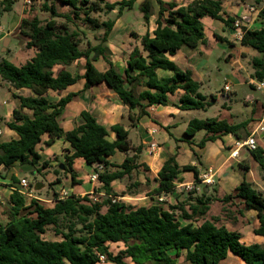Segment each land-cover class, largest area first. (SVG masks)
Masks as SVG:
<instances>
[{
	"label": "trees",
	"instance_id": "1",
	"mask_svg": "<svg viewBox=\"0 0 264 264\" xmlns=\"http://www.w3.org/2000/svg\"><path fill=\"white\" fill-rule=\"evenodd\" d=\"M44 1V9L51 12V19L24 18L21 22V34L28 39L26 46L35 47L36 55L17 66L6 57L9 50L0 54L1 83L9 84L10 89L26 88L33 92L29 96L13 93L20 105L14 109V119L7 126L17 133L18 138L0 141V165L10 168L16 162H39L41 155L37 146L43 135L48 134V145L54 143L56 138H63L73 150L72 154L65 155L61 164L64 168L59 166L56 171L63 170L64 174L73 172L72 165L76 158H83L91 165L98 163L96 171L105 193L100 201H92L86 195L77 196L70 192L65 199L56 198L55 206L49 208L36 200L27 205V196L14 191L8 209L9 221L0 223V264H97L98 253L106 254L107 261L113 264H178L177 257L182 250H186V260L190 264H220L229 253L237 255L246 264L264 263V244H245L241 233L229 229L221 222V217H209L210 204L216 200V195L210 193L207 185L199 189L181 190L177 204L168 208L160 204L135 207L121 200L113 201V197L124 194L116 193L112 181L127 176L131 183L126 193L134 194L141 184L138 179L140 167L150 170L147 164L139 161L143 146H132L129 129L119 123L111 126L110 130L116 134V139L111 141L108 138L110 130L89 111L82 112L83 122L80 125L65 131L58 117L75 94L69 93L57 103L50 102L46 97L48 91L60 92L84 78L85 88L105 82L131 110L139 109L137 117L148 113L146 108L151 105L168 104L169 95L179 89L184 91L180 97L182 109L206 110L215 103L217 95L204 94L202 84L194 79L192 72L181 69L171 57L183 47L196 48L207 42L202 21L205 16L222 20L226 27H234L236 17L228 16L225 19L222 16L223 0H192L186 5L158 0L157 27L153 34L147 32L141 37V46H134L124 72L116 69L108 58L110 49L102 43L92 45L88 42V48H81L86 33L75 23V19H79L81 11L86 23L105 28L103 39L106 40L115 19L121 16L125 8H132L136 0L113 3L108 0H59L73 8L72 16L59 13L54 5L46 4L49 0ZM14 2L3 0L0 11H11ZM254 2L261 5L259 17L264 20L262 0ZM140 9L148 21L154 13L153 0H144ZM114 10L117 11L116 16L107 20L100 21L92 15ZM216 37L226 39L219 35ZM226 40L233 45L232 41ZM240 43L259 53L251 59L252 77L258 81L264 80V27H243ZM101 55L107 58L109 64L105 71H100L93 64ZM81 58L86 59L85 72L83 75L73 74L67 66ZM57 65L62 67L55 70ZM159 69L169 70L173 74L160 76L157 72ZM130 118L134 126L135 118L132 114ZM246 125L247 122L230 124L218 117L194 118L189 122L185 134L193 136L205 130L207 136L198 143L203 147L223 134H237ZM118 150L126 154L120 165L108 159ZM250 152L264 170V149L257 146ZM47 167L49 162H43L42 168ZM240 167L244 179L235 193L227 194L223 201L227 203L238 198L244 204L241 213L255 210L259 227L254 231L264 236V194L246 179L250 165L240 164ZM183 170L193 171L196 183L201 182L196 166L186 165ZM180 173L176 158L170 157L158 173L159 186L155 191L172 194L176 189L175 182L182 181ZM72 181L76 183L74 175ZM147 181L150 179L147 178ZM104 206H107L105 212L102 210ZM30 207L34 208L31 210ZM48 228L61 235L62 240L47 239L45 233ZM110 242H123L125 248L113 254L108 244ZM171 250L176 252L175 256L170 254Z\"/></svg>",
	"mask_w": 264,
	"mask_h": 264
},
{
	"label": "crops",
	"instance_id": "2",
	"mask_svg": "<svg viewBox=\"0 0 264 264\" xmlns=\"http://www.w3.org/2000/svg\"><path fill=\"white\" fill-rule=\"evenodd\" d=\"M108 1L113 3L118 0ZM143 1L136 0L132 8H125L121 16L115 19L107 39L102 42L104 46L110 49L111 53L108 55V58L119 72H124L129 53L134 46H141V37L147 32L153 34L157 27V17L160 9L158 0H153L154 13L148 21L145 20L144 14L140 9ZM162 1L186 5L192 0ZM2 2L3 0H0V8ZM44 4V0H15L11 11H0V27L2 28V31H0V44H3L6 37L10 38L7 47L9 52L6 57L17 66L23 65L37 53L35 47L29 48L26 46L28 39L21 34V22L24 18L51 19L52 14L50 11L44 9ZM46 4L48 6L54 5L56 10L61 14L73 15V8L59 0H49ZM262 4H264V0H262ZM252 6L260 10L261 5H257L254 0H247L245 2L241 0H223L222 16L225 19L228 16L242 19L244 27L250 29L264 27V20L259 17V12H253L250 9ZM114 12L117 11L114 10ZM57 18L60 19L62 17ZM202 21L207 42L198 45L196 48L183 47L171 59L181 69L192 72L194 79L202 84L201 91L204 94L207 96L212 94L217 95L218 98L212 105V107H216V110L210 117L225 119L230 124L247 122V125L241 127L237 134H223L215 141H208L203 147L199 146L198 143L202 138L207 136V132L200 130L193 136H187L185 130L192 119L208 118V109H182L180 107V97L184 92L182 89L169 95L168 104L151 105L146 108L148 113L140 117H137L139 109L135 108L131 110L105 82L85 88V79L81 78L75 84L60 92L48 91L46 97L50 102L57 103L69 93L75 94L58 117L59 124L65 131L72 130L80 125L83 122L82 112L89 111L108 130L114 124H123L130 131L129 139L131 145L143 146L139 161L147 164L150 170L147 171L143 167H140L138 179L141 184L138 191L134 194L126 193L131 183V180L127 176L112 181V187L116 193L124 194L118 197L119 200L135 207H149L153 204H160L168 208L177 204V198L181 190L195 187L199 189L202 184L203 186L207 185L209 186L210 193L216 195V200L210 204L209 217H221V222L229 229L241 233L242 241L245 244L257 243L263 245L264 236L258 235L254 231L259 227L257 212L252 209L241 213L240 210H243L244 204L238 198H233L227 203L223 201V198L227 194L235 193L237 186L244 179L240 164L250 165V170L246 173V179L251 181L264 194V170L252 156L250 150L244 147L239 149L237 156L231 154L236 149L237 140H244L254 134L257 139V146L264 149V132L260 131V127L264 125V101L260 97L250 94L245 103L247 105H254V109L251 117L247 118H241L239 111L235 112L236 109L233 107L234 96L237 94L236 86L240 87L245 84L257 90L254 86L255 79L252 77L253 66L251 59L259 55V53L252 47L241 45V36H238L235 27H226L222 20L213 19L209 16L203 17ZM100 28L105 33V28ZM134 34H137V36ZM216 35L232 41L233 45H230L226 39H218ZM14 39L17 40L15 44L13 43ZM98 41L97 43H101V40ZM217 49L222 52V55L218 58L219 63L221 60H224L230 69L227 68L226 70L227 76L222 87L214 91L212 80L215 74H219L223 70V67H220V65L217 67V71H215L214 65H212V59ZM1 52H3L2 49ZM80 63H82L81 68L75 70L74 67ZM85 63L86 59L81 58L70 66H67V69L73 74L83 75ZM93 64L100 71H105L109 67L107 58H104L102 55L94 60ZM61 67L57 65L55 70ZM157 72L160 76H171L173 74L171 71L163 69H159ZM226 84H229L231 87L229 92L224 90ZM0 86L7 88L6 99L0 103V130L2 131L0 141L3 142L18 138L17 133L7 126V123L14 119V109L19 108L20 105L18 98L13 93L16 92L29 96L33 95V92L26 88L21 90L10 89V85L7 83L0 84ZM204 87L208 91H204ZM24 111L31 114V111L28 109ZM130 114L135 118L134 126H132ZM108 138L114 141L116 134L110 130ZM48 139V134L43 135L42 141L37 146V150L41 155L39 162L35 164L16 162L10 168L0 165L1 224L9 221L8 209L11 206V195L14 191L21 190L20 182L24 178L32 185L46 178L41 190H35L32 195L27 196V205H30L32 200H36L45 207L52 208L57 201V192L62 188L69 190V192L77 196H85L91 192L105 193L103 183L100 180H91V175L96 172V166L87 163L83 158H76L74 160L72 165L73 172L69 171L65 174L63 170L57 172L56 169L59 166L61 167V164L65 160V155L72 154L73 150L70 143L63 138H56L51 145L46 143ZM172 156L176 158L181 169L180 177L182 181L175 182L176 189L172 194H161L155 191L159 186V181L157 180L158 173L164 163ZM125 158L126 154L119 150L114 155L108 157L110 162L118 165L122 164ZM45 161L49 162V167L42 168V164ZM186 165L196 166L200 172V176L211 170L214 182L206 184L201 180L200 183H196L194 172L183 170V167ZM112 170H115V168H112ZM29 173L34 176L33 179L29 176ZM73 175L76 183L72 181ZM57 178H60V180ZM147 178L150 181H147ZM50 184L52 188L49 187ZM161 196L164 198L163 201L159 199ZM104 207L107 210V206ZM33 208L30 207L31 210ZM183 223H186V220H183ZM45 237L50 240H62V236L56 234L51 228L46 230ZM121 243L123 242H110L108 244L110 246V244ZM170 254L175 256L176 252L171 250ZM181 258L189 263L186 260V250H182L180 256L177 257L178 264L181 263ZM108 264L113 263L108 262ZM220 264L246 263L240 258L232 256V253H229ZM256 264L264 263L259 262Z\"/></svg>",
	"mask_w": 264,
	"mask_h": 264
},
{
	"label": "rangeland",
	"instance_id": "3",
	"mask_svg": "<svg viewBox=\"0 0 264 264\" xmlns=\"http://www.w3.org/2000/svg\"><path fill=\"white\" fill-rule=\"evenodd\" d=\"M79 12H80L79 19H75V23L78 24L80 26V29L86 33V37H85L84 43L81 45V48H83V49L88 48V42H90V44L94 45V44H98L97 43V42H99L98 40H101V43H102L104 41V39H103L104 38L103 37L104 32L102 30H100L101 28L99 29V28L93 27V26L89 25L88 23H86L84 21L83 13L81 11H79ZM115 14H116V12L113 13V11H111V12L110 11H103L100 13L99 12L93 13L92 15L97 17L101 21V20H107L108 18H114L116 16ZM59 20L64 21L65 18L62 17ZM72 25L74 27V23H72ZM93 33H94V35H93ZM16 42H17V40L14 39L13 43L15 44ZM2 48H3V44L2 45L0 44V54H3V52H1ZM216 51L217 52H215L214 57L212 59V65H214L215 71H217V67H219L220 65H221L220 67H223V70L219 74H215V76L212 80V82H213L212 86L214 87V91H215V89H220L222 87V85L224 84L226 76H227L226 70H227V68H229V67H227L228 65H226L224 60H221L220 63H222V64L219 63L218 58H219V56L222 55V52L219 49H217ZM81 66H82V63H80L79 65L74 67V69L78 70L79 68H81ZM0 84L3 85L4 83H1V81H0ZM204 88H203L204 91H208L207 88H205V89ZM236 89H237V94L234 96V100H233V107H234V109H236L235 112L239 111L241 118L251 117L253 109H254V105H251V104L247 105L245 103V101H246V99H248V96L250 94H253L257 97H260L264 101V91L252 89L249 85H245V84L240 86V87L236 86ZM6 94H7V88L5 86H0V103H2L4 99H6L5 98ZM207 109H208V116L210 117L211 115L214 114L216 107L211 106ZM256 141H257V139H256ZM50 171H52V170H50ZM29 176L32 179L34 177L30 173H29ZM44 179L46 180V178H44ZM44 179H41V182H45ZM49 187L52 188L51 184L49 185ZM202 187H203V184L201 185V188ZM102 210L105 211L106 207H104ZM124 248H125V244H123V243H121V244H110V251L113 254L118 253L120 250H122ZM232 256H236L237 258H240L233 253H232ZM180 260H181L180 264H189L186 261H184L183 258H181ZM108 262H110V261H107L106 263H102V264H108ZM148 264H153V262H149Z\"/></svg>",
	"mask_w": 264,
	"mask_h": 264
},
{
	"label": "built area",
	"instance_id": "4",
	"mask_svg": "<svg viewBox=\"0 0 264 264\" xmlns=\"http://www.w3.org/2000/svg\"><path fill=\"white\" fill-rule=\"evenodd\" d=\"M253 12L257 11L259 12L260 10L256 9L255 7H251L250 8ZM234 27L235 29L237 30V33H238V36H241L243 35V27H244V21L242 19H236L235 23H234ZM0 31H2V28L0 27ZM254 86L256 87L257 90H260V91H264V80L262 81H258V80H255L254 82ZM231 89L230 85L229 84H226L225 87H224V90L226 92H229ZM258 131V130H257ZM260 131L264 132V125H262L260 127ZM2 133V131L0 130V134ZM246 147L248 150H254L257 148V141H256V138H255V134L244 139V140H237L236 142V149L233 150L231 152V154L233 156H237L238 153H239V149L240 148H244ZM200 179L205 182L206 184H212L214 182L213 180V176L211 174V170H209V172H205L202 174V176H200ZM91 180L92 181H99V173L98 171L94 172L92 175H91ZM20 185H21V190L20 192L26 196H30L34 193L35 189L34 187L32 186V184L26 179H22L21 182H20ZM58 197L59 199H65L67 198L69 195H70V192L69 190L65 189V188H62L60 190H58ZM92 201H100V197L103 196V194H99V193H96V192H91L89 194H86ZM160 201H163L164 198L161 196L160 198ZM115 200H119L118 197H113V201ZM98 256H99V261L97 264H102V263H106L107 262V255L104 254V253H98Z\"/></svg>",
	"mask_w": 264,
	"mask_h": 264
},
{
	"label": "water",
	"instance_id": "5",
	"mask_svg": "<svg viewBox=\"0 0 264 264\" xmlns=\"http://www.w3.org/2000/svg\"><path fill=\"white\" fill-rule=\"evenodd\" d=\"M9 42H10V38L9 37H6L5 40L3 41V48H2V51L3 52H5L7 50V46L9 44ZM93 165L94 166H98V163H95ZM61 166H62V168H64L63 165H61ZM43 185H44L43 182H35L34 183V189L36 191L41 190L43 188Z\"/></svg>",
	"mask_w": 264,
	"mask_h": 264
}]
</instances>
